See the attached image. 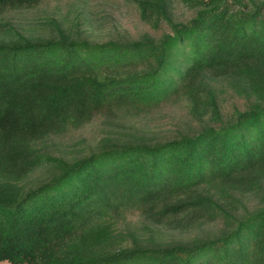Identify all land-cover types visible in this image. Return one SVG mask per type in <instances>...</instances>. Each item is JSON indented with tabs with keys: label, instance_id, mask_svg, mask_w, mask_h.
Segmentation results:
<instances>
[{
	"label": "trees",
	"instance_id": "trees-1",
	"mask_svg": "<svg viewBox=\"0 0 264 264\" xmlns=\"http://www.w3.org/2000/svg\"><path fill=\"white\" fill-rule=\"evenodd\" d=\"M131 1L159 33L96 40L79 14L0 36V261L264 264V0ZM180 100L195 125L147 130ZM96 118L87 151L51 153Z\"/></svg>",
	"mask_w": 264,
	"mask_h": 264
},
{
	"label": "rangeland",
	"instance_id": "rangeland-1",
	"mask_svg": "<svg viewBox=\"0 0 264 264\" xmlns=\"http://www.w3.org/2000/svg\"><path fill=\"white\" fill-rule=\"evenodd\" d=\"M193 13V8L183 0L173 1V14L178 19H186ZM83 15L86 33L96 40L111 37L139 36L149 32L157 34L160 29L154 28L148 21L141 18L136 4L131 0H44L38 6L26 9H6L0 11V36L6 34L8 24L31 35L50 34L51 17L61 19L65 24L72 23L75 15ZM238 96L228 94L225 105L230 108L233 103L240 104ZM103 119L96 118L85 126L71 131V136L61 141H52L49 144L51 153L73 156L87 151L92 144L107 133ZM149 132L159 136L171 134L178 130H185L191 124H196L188 112L185 100L165 102L161 107L154 109L142 118ZM106 129V130H105ZM47 175V167L35 170L33 176L42 178ZM135 221L136 216H131ZM193 233H168L169 236H192ZM0 264H10L0 261Z\"/></svg>",
	"mask_w": 264,
	"mask_h": 264
}]
</instances>
